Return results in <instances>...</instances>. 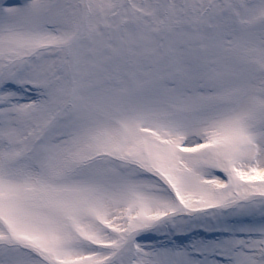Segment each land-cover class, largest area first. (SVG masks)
Returning <instances> with one entry per match:
<instances>
[{
  "label": "snow or ice",
  "instance_id": "6c2138e0",
  "mask_svg": "<svg viewBox=\"0 0 264 264\" xmlns=\"http://www.w3.org/2000/svg\"><path fill=\"white\" fill-rule=\"evenodd\" d=\"M0 264H264V0H0Z\"/></svg>",
  "mask_w": 264,
  "mask_h": 264
}]
</instances>
